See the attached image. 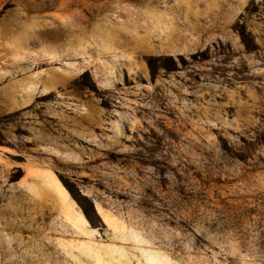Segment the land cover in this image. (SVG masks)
<instances>
[{
  "label": "rangeland",
  "instance_id": "rangeland-1",
  "mask_svg": "<svg viewBox=\"0 0 264 264\" xmlns=\"http://www.w3.org/2000/svg\"><path fill=\"white\" fill-rule=\"evenodd\" d=\"M0 264H264V0H0Z\"/></svg>",
  "mask_w": 264,
  "mask_h": 264
}]
</instances>
